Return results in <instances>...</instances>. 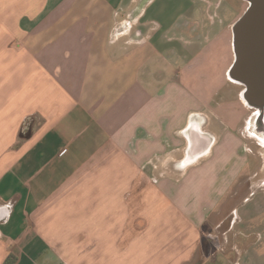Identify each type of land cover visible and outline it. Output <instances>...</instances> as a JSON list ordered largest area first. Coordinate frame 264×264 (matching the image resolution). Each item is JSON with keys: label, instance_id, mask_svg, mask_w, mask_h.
Here are the masks:
<instances>
[{"label": "crops", "instance_id": "obj_1", "mask_svg": "<svg viewBox=\"0 0 264 264\" xmlns=\"http://www.w3.org/2000/svg\"><path fill=\"white\" fill-rule=\"evenodd\" d=\"M231 2L0 0V264H264Z\"/></svg>", "mask_w": 264, "mask_h": 264}, {"label": "water", "instance_id": "obj_2", "mask_svg": "<svg viewBox=\"0 0 264 264\" xmlns=\"http://www.w3.org/2000/svg\"><path fill=\"white\" fill-rule=\"evenodd\" d=\"M248 7L234 23V62L228 77L243 87L246 105L264 118V0H243Z\"/></svg>", "mask_w": 264, "mask_h": 264}, {"label": "trees", "instance_id": "obj_3", "mask_svg": "<svg viewBox=\"0 0 264 264\" xmlns=\"http://www.w3.org/2000/svg\"><path fill=\"white\" fill-rule=\"evenodd\" d=\"M32 132H31V126L29 124H27L26 126L23 127V129L21 130L20 133V137L22 139H27L31 136ZM15 260L12 256H9L7 258V260L5 261V264H14Z\"/></svg>", "mask_w": 264, "mask_h": 264}, {"label": "rangeland", "instance_id": "obj_4", "mask_svg": "<svg viewBox=\"0 0 264 264\" xmlns=\"http://www.w3.org/2000/svg\"><path fill=\"white\" fill-rule=\"evenodd\" d=\"M230 1H232L231 3H232V4H234V2H233V1H235V0H230Z\"/></svg>", "mask_w": 264, "mask_h": 264}]
</instances>
